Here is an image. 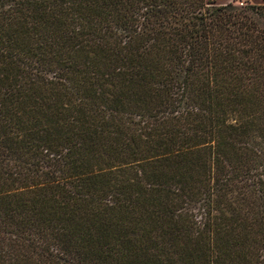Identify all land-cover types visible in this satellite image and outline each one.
Returning <instances> with one entry per match:
<instances>
[{
  "label": "trees",
  "instance_id": "trees-1",
  "mask_svg": "<svg viewBox=\"0 0 264 264\" xmlns=\"http://www.w3.org/2000/svg\"><path fill=\"white\" fill-rule=\"evenodd\" d=\"M0 264H264V4L0 0Z\"/></svg>",
  "mask_w": 264,
  "mask_h": 264
},
{
  "label": "crops",
  "instance_id": "crops-1",
  "mask_svg": "<svg viewBox=\"0 0 264 264\" xmlns=\"http://www.w3.org/2000/svg\"><path fill=\"white\" fill-rule=\"evenodd\" d=\"M211 1H215L216 4L218 5H227L232 3L234 0H211ZM252 4L254 5H262L264 4V0H250Z\"/></svg>",
  "mask_w": 264,
  "mask_h": 264
},
{
  "label": "rangeland",
  "instance_id": "rangeland-1",
  "mask_svg": "<svg viewBox=\"0 0 264 264\" xmlns=\"http://www.w3.org/2000/svg\"><path fill=\"white\" fill-rule=\"evenodd\" d=\"M246 2H251V1L250 0H236V4H238V5H242Z\"/></svg>",
  "mask_w": 264,
  "mask_h": 264
}]
</instances>
